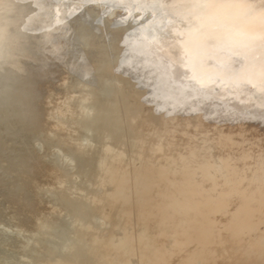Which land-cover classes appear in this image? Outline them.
Instances as JSON below:
<instances>
[{
    "label": "rangeland",
    "instance_id": "1",
    "mask_svg": "<svg viewBox=\"0 0 264 264\" xmlns=\"http://www.w3.org/2000/svg\"><path fill=\"white\" fill-rule=\"evenodd\" d=\"M162 1L0 0V264H55L63 254L71 258L68 261L75 258L71 257L74 252L70 248H75V252L86 251L84 242L78 243L82 239L80 222L75 223L78 220L72 217L84 215L88 210L93 212L89 219L94 226L101 230L109 227L102 219L104 223H100L97 206L89 204L86 195L93 188L94 193L99 192L95 184H99L102 176L101 160L107 153L115 156V150L122 151L117 153L126 158L137 157L154 166L147 170V177H151L147 183L151 185L155 179L154 190L149 186L147 192H157L162 199L152 209L149 207L153 203L144 207L147 217L142 230L155 235L158 245L148 252L120 245L125 263L114 260L103 264H153L147 259L163 254L172 264L180 257L179 250L184 253L197 246L196 253L205 254V248L200 246L202 241L223 238L224 233H210L211 226L201 220L220 218L229 224L236 223L239 220L236 212L225 214L226 203L237 195L264 197V180L251 177L248 171L242 172V162L232 156L237 148L242 153L255 152L258 143L254 135L262 124L246 127L249 140L244 145L235 136L236 128L224 127L225 131H233L232 136L230 131L224 135L222 130L219 134L212 133L208 122L213 108L187 104L188 112L176 114L175 119L168 120L170 126L163 127L162 118L172 116L182 97L178 83L184 89L190 85V78L179 75L171 82L176 86L169 88L156 77L151 78L159 69L150 59L145 63L146 70H150L143 77L146 80L125 66L131 54L130 45L167 36L162 26L173 18ZM98 2L109 9L119 7L120 15L107 17L95 10L86 11ZM136 53L135 57L141 58ZM201 119L207 125L197 127V120ZM65 125L62 133L53 130ZM149 144L153 145L151 151L147 150ZM67 161L70 165L74 163L69 166ZM36 164H52L65 175L66 187L52 184V179L48 181L50 177L40 176L51 186H44L38 176L39 182L37 177H31ZM161 182L167 190L159 185ZM30 200L34 203L29 204ZM166 208L175 217L190 222L184 224L187 230L177 245L169 239L173 232L166 226L173 224ZM28 220L33 227L25 223ZM48 220L52 221L51 229ZM157 224L165 228L156 231ZM252 225H248L249 230ZM249 232L244 233L243 240ZM253 250L249 255L254 257L257 251L254 247Z\"/></svg>",
    "mask_w": 264,
    "mask_h": 264
},
{
    "label": "bare ground",
    "instance_id": "2",
    "mask_svg": "<svg viewBox=\"0 0 264 264\" xmlns=\"http://www.w3.org/2000/svg\"><path fill=\"white\" fill-rule=\"evenodd\" d=\"M162 3L165 4L169 17L173 18L169 24L162 26V32H166L167 36L153 42H141L130 45L132 47L130 50L131 54L127 58L125 66L137 72L142 80H146L143 77L146 76L147 72L150 73V70H146L145 63L150 59L151 64H157L155 68L159 69L156 71L154 69L158 73L151 78L156 77L158 82L169 88L172 85L176 86L171 82L179 75H187L190 78V85H187L184 89L181 87L182 84L178 83L182 89V97L172 116L168 115L162 118L161 125L163 127L168 128L170 126L168 120L172 117V119H175L176 114H184L186 110L188 112L189 107L187 108V106L189 104L193 107H198L200 104L203 108H213L214 110L209 115L211 120L210 122L207 121L212 125L208 126V128H213L212 133L219 134L222 130V135H224L230 131H225L224 127L236 128L234 130L235 136L244 145L249 140V133H247L246 127L252 128L255 125L259 127L262 124L261 127L263 128L260 127L258 134L255 133L256 135H254V141L256 144L258 143L255 152L252 154L248 152L242 153V150L237 148L232 152V156L242 162V172L244 170L248 171L251 173V177L264 180V0H163ZM43 10L47 11V8L43 7ZM89 10H95L100 15L107 14V17L120 15L119 7L109 9L106 5L99 2L90 6L86 11ZM121 12L123 14L124 11L122 10ZM0 18L2 17L0 16ZM0 26L2 27V25ZM136 52L140 54L141 58L135 57L134 54H137ZM193 101L194 103L191 104ZM149 118H153V115H149ZM197 122V127L202 124L207 125L202 119L197 120ZM215 122L219 123L216 125ZM189 124L190 122L188 121L186 124L188 128L190 127ZM222 127L223 129H221ZM53 130L62 133L66 130V125L54 127ZM186 130L184 129L182 132L185 133ZM72 131L69 132L72 133ZM231 131L229 132L230 136L233 133ZM261 132L263 135L260 134ZM152 146V144H149L147 150L151 151ZM107 148L111 149V147ZM115 152L117 155L115 154L114 156V154L107 153L104 159L101 160L102 166L99 170H102V173L100 174L99 172L97 176L99 174L102 176L98 180L99 184H95L99 192L94 193L93 188V191L86 195L87 202L97 206L95 210L97 214H95L100 218L98 219L100 223L106 221L109 227L106 230H101L100 227L94 226L90 221L91 219H89L92 217L93 212L88 210L84 215L80 214L78 217H72L75 221L78 220L75 223L80 222L79 230H82L80 236L82 239L78 242V236L77 242L81 243L83 241L87 247H85L86 251L75 252V248H70L71 252L74 253H71L70 250L68 251L71 253V257L74 256L75 258L68 261L71 258L68 256L63 257V254L61 258H64V260L60 261V258L59 262L55 264H103L104 261L114 260L125 263L123 250L118 246L132 245L134 248H138V251L148 252L158 245L155 235L149 232L145 233L142 230L147 217L144 207H147V203H153L149 207L152 209L162 199V196L157 192H147L149 186H152L154 190L155 179L153 180L154 184L151 183L149 185L147 183V179H151V177H147V170L154 166H151L143 159L137 157L130 159L122 156V153H117L122 151L115 150ZM65 157L63 158L65 159ZM68 161L66 162L67 164L70 163ZM72 163L74 162H71V165ZM37 164L30 172L32 173L31 177L43 176V179L50 177L48 181L52 179L54 182L52 184L54 185L56 183L61 186L65 184V175L56 171L57 169L52 164L44 166H38ZM42 164L44 163L41 162ZM68 165L71 166L70 164ZM74 166L73 164L72 167ZM155 168L163 167L157 166ZM182 169L180 168V170ZM104 170L106 173H104ZM38 177L37 181L39 180ZM41 177L42 182L43 179ZM45 181L47 183V180H43V184H45ZM48 184L50 183L48 182ZM159 185L164 190L168 189L164 182ZM63 187L66 186L63 185ZM47 188L50 189L46 187V190ZM255 196L237 195L225 204L226 208L223 209L225 214L232 215L236 212L237 218H239L236 223L229 224L220 218H215L216 220L213 218L206 219V221L201 220L211 226L210 233L223 232V238H211V241L205 238L207 240L202 241L204 243L200 244L203 247L202 249L205 248V254L196 253L195 250L199 249V246L186 250L184 253L179 250L178 256L180 257L172 264H181L179 260L183 261V264H264V245L262 246L264 241V197L256 199ZM23 199L27 200L26 198ZM31 201L34 203L33 200L28 203L33 204ZM142 201L144 206L140 207ZM47 202L50 203L51 201ZM40 204L39 206H41ZM50 208L52 207L50 206L47 210H50ZM60 210L58 211L60 212ZM166 210L167 217L173 224L171 227L166 226L167 229L173 232L169 239L173 241L174 245H177L184 237V231L187 230L184 224L190 222L186 219L187 222L184 219L181 220L179 217H175L171 210L167 208ZM45 212L48 213V211ZM20 213L24 214L23 211ZM20 216L23 217L22 215ZM101 219L103 220L102 222ZM14 220L17 219L14 218ZM201 221L199 225H201ZM28 222L29 220L25 221L27 225L29 224L28 227H33V223ZM50 222L51 225L49 223L50 226H47L51 229L53 224L52 221ZM73 223L74 221L71 224ZM22 224L24 226V223ZM249 224L254 225H252L253 227L250 230L248 228ZM18 227L22 228V225H18ZM73 227H75L74 224ZM155 228L157 231L159 228L165 227L157 224ZM247 231H250L246 234L248 238L243 240L244 233ZM209 236L212 237L214 234ZM71 239L69 240L70 242ZM260 240L261 242H259ZM253 247L257 251L254 257L249 255L254 252ZM69 252L66 251L67 254ZM167 257L166 255L164 257L163 254L161 257H151L147 260L153 264H169L171 261L169 262ZM135 259L139 260V257H135Z\"/></svg>",
    "mask_w": 264,
    "mask_h": 264
}]
</instances>
